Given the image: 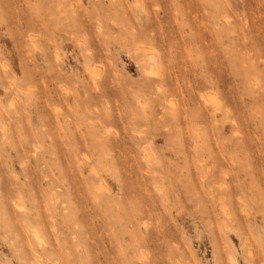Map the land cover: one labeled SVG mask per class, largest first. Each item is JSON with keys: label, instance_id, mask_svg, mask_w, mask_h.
<instances>
[{"label": "rangeland", "instance_id": "1", "mask_svg": "<svg viewBox=\"0 0 264 264\" xmlns=\"http://www.w3.org/2000/svg\"><path fill=\"white\" fill-rule=\"evenodd\" d=\"M262 105L264 0H0V264H264Z\"/></svg>", "mask_w": 264, "mask_h": 264}, {"label": "bare ground", "instance_id": "2", "mask_svg": "<svg viewBox=\"0 0 264 264\" xmlns=\"http://www.w3.org/2000/svg\"><path fill=\"white\" fill-rule=\"evenodd\" d=\"M224 15H225L226 19L228 20V19H229L228 16H227L228 14H224ZM133 33L136 34V32H133ZM135 34H133V37H132L133 39L136 38V37L134 36ZM137 35H138V33H137ZM137 35H136V36H137ZM138 37H139V35H138ZM245 37H246V36H245ZM140 38H141V37H140ZM136 39H137V38H136ZM136 41H137V40H135L134 42L136 43ZM138 42H140V41L138 40ZM138 42H137V43H138ZM241 42H242V41H241ZM244 42H245V41H244ZM135 43H134V44H135ZM243 45H244V44H243ZM243 45H242V47H243ZM245 45H246V44H245ZM247 45H248V43H247ZM254 45H255V44H254ZM255 46H256V45H255ZM248 47H249V46H248ZM248 47H246V48H248ZM85 48H86V47H84V49H85ZM256 48H257V47H255V48H253V49H256ZM136 49H137V51H139L138 54H140V55H138V56L141 57V58L143 59V62H144V59H146L145 61H147L148 58H150L151 60L154 59V58H156V57H154V55H156V54H154L152 51L150 52L149 49L146 48L145 46H142V44L137 45V46H136ZM243 49H244V47H243ZM85 50H86V49H85ZM247 50H248V49H247ZM88 51H89V49H88ZM245 51H246V50H244V52H245ZM256 51H257V49H256ZM90 52H91V51H90ZM90 52H88V53H90ZM254 52H255V51H253V54H254ZM152 53H153L154 55H153ZM246 53H247V51H246ZM256 53H257V52H255V55H256ZM90 54H91V53H90ZM242 55H246V54L243 53ZM248 55H250V53H248ZM251 55H252V53H251ZM255 55H254V58H255ZM258 55H260V54H258ZM258 55H256V56H258ZM92 56H93V54H92ZM252 56H253V55H252ZM244 57H245V59H247L246 56H244ZM244 57H243V59H242L241 61H244V60H245ZM249 57H250V59H251V56H249ZM258 57H260V56H258ZM258 57H257V59H258ZM141 58H140V59H141ZM253 60H254V59H253ZM155 61H157V60H155ZM155 61H153L154 63L152 62L153 65L155 64ZM245 61H248V60H245ZM245 61H244V62H245ZM254 61H255V60H254ZM157 62H159V61H157ZM249 62H252V60L249 61ZM146 63H147V62H146ZM149 63H150V62H149ZM149 63H148V64H149ZM240 63H241V62H240ZM242 63H243V62H242ZM245 63H246V64H245ZM245 63H243L244 66H241V67L243 68V67L246 66V67H247L246 70L248 69L247 74H250V75H251V73H249V70H250L249 68H250V66H249V65L247 66V62H245ZM251 64H252V63H251ZM141 65H142V63H141ZM156 65H157V63H156ZM156 65H155V66H152V67L157 68ZM241 65H242V64H241ZM145 66H146V67H149L150 65H145ZM146 67H144V68H146ZM242 68H240V69H242ZM255 68H256V67H255ZM146 69L149 71V73L151 72V69H149V68H146ZM146 69H145V70H146ZM244 69H245V68H244ZM244 69H243V70H244ZM252 69H254L253 65H252V68H251L250 72L253 71ZM147 70H146V72H147ZM158 70H160L159 67H158V69H155V70H154V73H155V71L158 72ZM246 70H245V71H246ZM152 71H153V70H152ZM92 73H94V71H92ZM152 73H153V72H152ZM252 73L255 75L254 71H253ZM155 74H156V73H155ZM155 74H154V76H156V75H161V74H163V73H161V71H160V74H159V73H157L156 75H155ZM145 75H146V74H145ZM149 75H150V74H148V76H149ZM244 75H246V73H245ZM250 75H248L249 78L251 77ZM151 76H152V75H151ZM234 76H235V75H234ZM245 77H246V76H245ZM245 77H244V78H245ZM258 77H259V76H258ZM258 77H257V79H258ZM249 78H245V79L248 80ZM251 79H253V77H252ZM254 80L256 81V82H254V83H258L261 79H260L259 81L256 80V79H254ZM243 81H244L243 83H245L246 80H243ZM251 81H252V83H249L250 86H252V85L254 84V83H253V80H250L249 82H251ZM257 81H258V82H257ZM251 84H252V85H251ZM259 85H260V84H259ZM255 86H257V85L255 84ZM247 94H248V93H247ZM248 95H249V94H248ZM208 96H209V95H208ZM211 96H212V95H211ZM204 97L207 98V95H206V96L204 95ZM212 97H215V96H212ZM212 97L209 96V98H210V100H211L210 102H212V100H213ZM248 97H249V96H248ZM206 98H204V100H206ZM215 98H216V97H215ZM253 98H254V97H252V99H253ZM202 99H203V98H202ZM207 100H208V99H207ZM215 100H216V99H215ZM215 100H213V101H215ZM216 101H217V100H216ZM219 101H220V100H219ZM219 101H218V104H217V105H219ZM229 102H230V101H229ZM250 102H251V101H250ZM254 102H255V101H254ZM206 103H207V102H206ZM214 103H216V102H214ZM226 104H227V103H226ZM205 105H206V104H205ZM208 105H209V104H208ZM212 105H213V103H212ZM217 105H216V106H217ZM203 106H204V105H203ZM210 106H211V105H210ZM213 106H215V105H213ZM213 106H211V107H213ZM219 106H220V105H219ZM219 106H218V108H219ZM253 106H254V103H253L252 107H253ZM262 106H264V105H262ZM254 107H255V106H254ZM254 107H253V108H254ZM213 108H214V107H213ZM218 108L215 107V108H214L215 111H216V109H218ZM221 108H222V107H221ZM221 108H220V109H221ZM229 108H230V106H228V108H227V105H226L224 111L228 110ZM255 108H256V107H255ZM255 108H254V109H255ZM257 108H258V110H260L259 107H257ZM211 109H212V108H211ZM214 109H212V110L214 111ZM258 110H256V113H257V114H258V112H257ZM228 111H229V110H228ZM254 112H255V111H254ZM232 113H233V112H232ZM228 114H229V113H228ZM257 114H256V116H257ZM259 114H260V112H259ZM259 114H258V115H259ZM176 116H179V115L177 114ZM225 116H228V115H225ZM231 116H232V115H231ZM259 116H260V115H259ZM257 117H258V116H257ZM235 119H236V118H235ZM263 119H264V118H261V121H262V122L264 121ZM190 120H192V119H190ZM202 120H203V119H202ZM233 121H234V120H233ZM236 121H237V120H236ZM237 122H239V121H237ZM193 123H194V122H193ZM196 123H197V122H196ZM196 123H195V124H196ZM234 123L236 124L235 121L233 122V124H234ZM238 126H239V124H238ZM233 127H234V126H233ZM235 127H236V126H235ZM236 128H239V127H236ZM236 128H235V129H236ZM263 128H264V126H263ZM236 130H237V129H236ZM240 130H241V129H240ZM237 131H239V130H237ZM241 142H243V141H241ZM96 144H97V146L101 149V153H102V154H106V155L108 154V152H107V150H108V148H109L108 146L104 145L103 142H98V143H96ZM243 145H244V144L242 143V147H243ZM246 145H247V144H246ZM93 146L95 147V145H93ZM244 148H246V147H244ZM237 149H238V148H237ZM239 149H240V147H239ZM244 150H245V149H244ZM232 151H234V150H232ZM245 151H246V150H245ZM233 153H234V152H233ZM106 155H105L104 157H101V158H102V159L105 158L106 161H111V158L106 157ZM231 156L234 157V155H231ZM233 157H232V158H233ZM234 159H235V158H234ZM234 159H232V160H234ZM232 160H231V161H232ZM102 161H103V160H102ZM232 162L234 163L235 160L232 161ZM155 170H156V169H155L154 167L149 168V171H148V172L150 173L151 177H159L158 174H155V173H154ZM208 170H209V169H208ZM205 171L208 173L207 170H205ZM212 172H213V171H212ZM226 172H227V171H226ZM207 173H205L206 176H210V175H211V174L208 175ZM209 173H211L210 170H209ZM226 174H227V173H226ZM205 175H202V176H205ZM206 176H205V177H206ZM212 176H213V175H212ZM259 193H260V192H259ZM222 196H223V197H222ZM222 196H220V197L223 199V198H224V195H222ZM225 196H226V195H225ZM219 199H220V198H219ZM222 199H221L220 201H222ZM223 201L225 202L226 199H223ZM223 201H222V202H223ZM30 228H31V227H29V230H32V229H33V228L30 229ZM36 230H37V229H36ZM36 230H35V231H34V229L32 230V232H31V233H33L32 236H34L36 240H37V239H38V240H41V238H40V236H39V231H38V230L36 231ZM38 240H37V242H38ZM41 242H42V241H40V242H38V243L41 245V244H42ZM39 244H38V245H39ZM44 245H45V244H44ZM39 247H40L41 249L43 248V250H44V247H42V245L39 246ZM251 247H252V246H251ZM251 247H250V249H251ZM43 252H44V251H43Z\"/></svg>", "mask_w": 264, "mask_h": 264}]
</instances>
